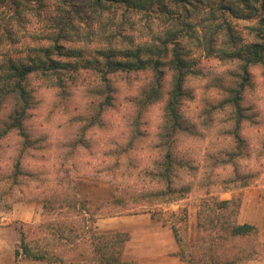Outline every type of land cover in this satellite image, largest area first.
<instances>
[{
  "label": "rangeland",
  "instance_id": "1",
  "mask_svg": "<svg viewBox=\"0 0 264 264\" xmlns=\"http://www.w3.org/2000/svg\"><path fill=\"white\" fill-rule=\"evenodd\" d=\"M56 1L45 0L36 10L27 5L30 9L15 13L0 3V73L9 58L27 64L53 50L57 24L68 21L66 39L61 41L63 51H53L54 58L68 64L67 70L61 86L54 80L50 83L61 90L59 95L64 100L69 99L78 82L85 85L86 108L94 114L70 121L86 119L79 138L70 142L72 151L67 156L58 152L48 157L37 155L51 147L47 143L50 133L40 132L33 123V109L39 103L32 84L41 78H27L31 105L22 124L29 144L23 145V136L16 130L0 137V160H6L11 169L5 187L0 189V224L15 225L25 234L34 233L31 239L50 232L59 234L61 230L84 231L88 240L99 232H124L128 240L122 257L135 264L209 263V248L227 264H264V109L258 101L263 66L255 64L248 69L239 102L244 118L238 125V135L233 131L232 109L225 102L241 81L238 62L225 54L246 50L258 41L255 29L264 17L260 0H160L165 12L155 8L157 13L152 15L110 3L104 11L77 3L74 10L71 4L59 6ZM184 16L187 19L183 27L176 19ZM166 37H175L188 69L182 84L184 95L177 105L182 127L173 138L175 158L183 164L180 168L176 164L178 173L173 184L188 189L167 195L178 198L168 203L161 202L167 196L149 194L162 191L164 186L153 172L164 154L159 146L160 126L165 121L164 107L172 88L171 72L164 69L161 96L143 106L140 114L136 101L150 73L109 75L112 105L98 112L104 97L96 93V89H102L98 73L82 67L88 60L103 65L108 53L119 61H130L137 54L147 58ZM66 51L68 55H64ZM113 79L129 83L135 80L141 86L139 94L128 99V109L134 116L128 125L130 135L121 132L126 143L97 158L92 151L95 141L85 137L89 132L94 137L105 136L108 129L101 117L106 110H115L112 114L118 116ZM12 103L10 98L0 102V131L6 127ZM217 114H222L218 123L225 126L219 127L216 135L223 140L211 145L203 157L194 150L177 152L178 143L192 145L204 139L194 120L201 119L202 125L211 129L217 125ZM145 128H155L156 132ZM229 137L231 140L226 142ZM253 137L257 138L258 148L251 145ZM73 157L76 162L69 168L68 159ZM26 161H51L55 180L49 194L31 190L38 178L27 170ZM149 164L152 166L142 167ZM217 200L239 202L236 221L256 225L257 233L244 238L224 236L219 224L214 227V221L208 222L210 216L219 215ZM90 242L86 240L87 245ZM20 260V264H46L25 257Z\"/></svg>",
  "mask_w": 264,
  "mask_h": 264
},
{
  "label": "trees",
  "instance_id": "2",
  "mask_svg": "<svg viewBox=\"0 0 264 264\" xmlns=\"http://www.w3.org/2000/svg\"><path fill=\"white\" fill-rule=\"evenodd\" d=\"M44 1L0 0V3L8 12L15 13L20 12V9L27 8V5L36 10L43 6ZM76 3L78 5L89 4V7L99 11L107 9L109 7L108 3H110V5L118 4L131 11L141 12L146 15L156 14L157 10L155 8L160 9L161 13L165 12L162 9L164 4L160 0H58L57 5L69 6L71 4L72 9L77 10V7L75 8ZM259 4L260 9L263 11L264 0H260ZM186 19V16H184L176 20L184 27L186 26ZM262 20L255 29L258 38L257 42L253 43L246 50H235L225 54L226 57L238 62L239 75L241 77L240 83L235 86L231 91L232 93L225 99V102L232 109V114L234 115L235 126L233 127V131L235 135H238L236 132L238 125L244 118L239 102L241 92L248 81V69L255 64H261L264 68V17ZM67 28L68 21H60L57 24L53 37V50L45 51L42 57H35L33 61L27 64H17L12 58L7 60L4 72L0 73V102L2 103L10 98L13 100V103L11 113L8 115L6 127L3 131H0V137L8 131L16 130L19 135L23 136V145L27 146L29 144L22 124L26 112L31 105L29 91L26 88V81L29 76L38 75L45 82H52L54 80L58 84L57 86L62 85L60 83L68 64L62 62L59 58H54L53 51H56L57 54L62 53L61 41L62 39H66L65 34L67 33ZM181 32L183 31L181 30ZM174 38L166 37L161 40L160 46L156 45L151 51V55L147 58H143L140 54H137L130 61H119L113 59L112 55L108 53L104 58L103 65L98 60H88L82 63V67L92 68L98 73V83L99 86H102V89L99 87L100 90L96 89V93L98 95H104L103 102L102 104L100 103L102 105L101 109L99 107L98 112L104 110L103 106L112 105V97L108 87L109 75L143 71L150 73L149 81L144 87L140 99L136 101L139 109L137 114H140L143 106L156 101L161 96V80L163 79L164 69L171 72L172 88L164 107L165 121L160 126L161 142H159V146L162 147L164 154L163 159L157 163V168L153 172L154 176L164 183V186L162 191L150 193L149 195L152 197L167 196L175 192L187 191L188 189L185 186L176 188L173 184L174 178L177 177L178 173L176 166L178 165L180 168L183 165L182 161L177 162L175 158V141L173 138L176 131L182 127L177 105L180 98L184 95L182 84L188 71L186 62L179 50L180 46L178 47L179 44H177L178 42ZM170 46L172 47L170 48ZM64 55H68V52L66 51ZM189 169L192 170L193 166H190ZM163 199L161 202L168 203L178 198L177 196L173 198L167 196ZM215 203H217V207L219 208V215H217V218L210 216L208 222L214 221V227L219 224V228L225 233L224 236L229 238H244L257 233V227L254 225L241 224L236 221L239 202L238 204H234V201L230 200H217ZM143 210L147 211V208H143ZM80 213L84 217L83 212L80 211ZM45 227L48 228V226ZM84 234V231H78L76 233L74 230H61L59 234L50 232L48 235L31 239L30 237L36 236L34 233L29 235L22 232L20 246L15 249V257L22 254L27 259L45 262L46 264H135L132 261L124 260L122 257L123 246L128 239L126 233L120 231L99 232L93 234L91 240H88L89 237H86ZM86 240L91 241L89 245L86 244ZM177 241H180L179 236L177 237ZM208 250L207 258L210 259L209 263L204 261L202 262L203 264H227V261L223 262L221 255H215L214 252Z\"/></svg>",
  "mask_w": 264,
  "mask_h": 264
},
{
  "label": "clouds",
  "instance_id": "3",
  "mask_svg": "<svg viewBox=\"0 0 264 264\" xmlns=\"http://www.w3.org/2000/svg\"><path fill=\"white\" fill-rule=\"evenodd\" d=\"M116 92L114 93V102L117 104L118 116H114L112 113L115 110H106L101 120L106 125L108 131L103 137H94L91 132L85 137L89 140L95 141V146L92 151L97 158H103V153L115 150L118 145L126 143V139H121V132L126 134L131 133V128L128 127L134 113L128 109V99L137 96L140 84L133 80L129 83L127 80L113 79V85ZM32 87L35 89V100L39 103V106L33 109V123L40 130V132H49L50 136L47 141L51 147L47 152L38 153L39 156H52L54 153H59L62 156H67L72 150L70 142L79 138V130L83 127L84 121H77L70 123L74 117L89 118L93 115V112L87 110L86 105L88 100L85 96L87 87L81 83H77L71 89V96L69 99L64 100L60 95V89L55 87L50 82H45L43 79L33 80ZM258 101L261 109H264V81L261 82V86L258 89ZM51 117L49 119V115ZM222 114H217V125L211 129L202 125L201 119H196L194 122L197 125L199 133H202L204 139L197 144L183 145L177 144V152L193 151L199 153L200 157H203L209 147L213 144H218L219 140L224 138H218L216 133L220 125L218 123ZM144 130L150 131L153 134L156 132L155 128ZM261 131H264L262 129ZM35 139V137H34ZM231 138H227L230 141ZM225 142V143H226ZM59 145V147H58ZM251 145L254 148L259 147L257 138L253 137ZM215 150V149H213ZM78 152L80 149L77 150ZM11 155V153H9ZM75 158H69L67 166L72 167L75 163ZM151 167L152 165H142V167ZM25 167L38 179L31 184V190L36 194H49L52 182L55 180V174L51 170L52 163L49 162H25ZM11 174L10 164L6 160H0V189L5 187V179Z\"/></svg>",
  "mask_w": 264,
  "mask_h": 264
},
{
  "label": "crops",
  "instance_id": "4",
  "mask_svg": "<svg viewBox=\"0 0 264 264\" xmlns=\"http://www.w3.org/2000/svg\"><path fill=\"white\" fill-rule=\"evenodd\" d=\"M244 223L254 225L247 222H243V224ZM254 226L257 227L256 225ZM21 237L22 231L17 226L0 224V264L22 263L20 260L23 258L22 254H20L18 257H15V249L19 248Z\"/></svg>",
  "mask_w": 264,
  "mask_h": 264
}]
</instances>
